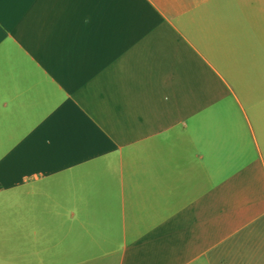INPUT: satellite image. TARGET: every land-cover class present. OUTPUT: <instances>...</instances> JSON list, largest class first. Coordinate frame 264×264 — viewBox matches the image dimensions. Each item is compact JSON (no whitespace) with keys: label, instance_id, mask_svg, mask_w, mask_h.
Returning a JSON list of instances; mask_svg holds the SVG:
<instances>
[{"label":"crops","instance_id":"0c3cea01","mask_svg":"<svg viewBox=\"0 0 264 264\" xmlns=\"http://www.w3.org/2000/svg\"><path fill=\"white\" fill-rule=\"evenodd\" d=\"M0 235V264H264V0H0Z\"/></svg>","mask_w":264,"mask_h":264},{"label":"rangeland","instance_id":"374dc122","mask_svg":"<svg viewBox=\"0 0 264 264\" xmlns=\"http://www.w3.org/2000/svg\"><path fill=\"white\" fill-rule=\"evenodd\" d=\"M8 239H9V236L0 235V256H9V251L6 249L7 247H3V246H7Z\"/></svg>","mask_w":264,"mask_h":264}]
</instances>
